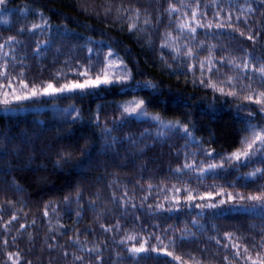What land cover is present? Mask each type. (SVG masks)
<instances>
[{
  "label": "trees",
  "instance_id": "16d2710c",
  "mask_svg": "<svg viewBox=\"0 0 264 264\" xmlns=\"http://www.w3.org/2000/svg\"><path fill=\"white\" fill-rule=\"evenodd\" d=\"M9 37L0 83L20 72L30 88L80 82L111 49L132 78L0 112V264H13L8 253L18 264H252L264 253V211L248 207L264 194V159H227L264 131L262 0H6L0 43ZM135 96L199 141L127 115L120 103ZM202 161L220 163L201 174ZM217 188L232 194L219 208Z\"/></svg>",
  "mask_w": 264,
  "mask_h": 264
},
{
  "label": "rangeland",
  "instance_id": "374dc122",
  "mask_svg": "<svg viewBox=\"0 0 264 264\" xmlns=\"http://www.w3.org/2000/svg\"><path fill=\"white\" fill-rule=\"evenodd\" d=\"M0 45H3V48H0V66H3L4 63H2V65H1V60L3 57L7 56L8 53L10 52V50L8 49L11 46L10 40L7 42H2V43H0ZM4 53H7V55H4ZM0 70L2 72L6 73L5 67H0ZM16 74H17V76L11 77L10 78L11 80H7L5 83H0V112H21V111H25V110H39V109H43L45 107H50V106H46L47 104L44 102L45 100L47 101V97H53V96H57L59 94L71 93V92H75V91H78V92L86 91V90H90V89L99 87L101 85H108V84L101 83L98 86L89 87V88H86L83 90L74 89L72 91H65L62 93H55L52 95L41 94V95L32 96V95H30V93L32 92V90H30V89L36 88L37 90H39L43 86H41V88H37V85H35V87L30 88V86L28 85L29 82L24 81L22 79L23 73L20 72V73H16ZM98 76L101 80H103L107 77L113 81L112 83L126 84L127 82H129L131 80L132 73H131V70L128 68V66L121 59V57L119 55H117L116 52H114L111 49L109 51V53H107L105 66H104L101 74L94 76V77L86 78L85 80L80 81V82L79 81H70L68 83L76 82V83L83 84V83H85V81L96 80V78ZM125 76H127L128 79L123 80V82H121L120 80L117 79L118 77L122 78ZM5 78L8 79L6 76H5ZM112 83H109V84H112ZM25 85H27V87H25ZM53 85L55 87H60V86H57L55 84H53ZM5 94H7V95H5ZM14 95L15 96H27L28 98L15 100V99H13ZM5 99L8 100L7 104H5L3 102ZM140 100H143V99L135 96V97L124 100L120 104H121L122 109L124 111V109L126 107H128V108L134 107L135 106L133 103L134 101L139 102ZM141 112L145 113V115H142ZM126 114L134 116L138 119L148 120L149 122H153L154 124H156V126L158 128H160L161 131L175 130L177 128H180L183 130L186 127L187 128L186 134L191 139L194 140L193 142L199 141V139H197L194 136L193 132L185 124H182V122H180L179 120H176V119L164 118L160 114H158L157 112L148 111L145 107V104H143L142 109H138L136 113H126ZM261 132H262V130H254L251 133L249 139H247L245 148L240 150V151H244L247 149V143L252 141V139L254 138V136H253L254 133H261ZM184 133H185V131H184ZM205 151H207V150H205ZM229 158L233 161H236V163H239V164H245L247 162H251V160H254V159H259L258 161H261L262 159H264V144H261L260 141H256V143L253 145V148L250 150V155L248 157H241L239 160H236L235 158H233L232 154H230V155L228 154L227 159L229 160ZM202 162H203V164L201 165V167L199 166L200 168L199 167L197 168L198 169L197 171L201 172V174H205V173L212 171L213 169H216L218 167V164L220 163V162H213V161L212 162L202 161ZM209 165H217V167L209 168ZM201 169H203V171ZM255 173H256V170H255ZM253 175H254V173L251 172L250 176H253ZM213 194L217 195V198H216L215 202L213 203V205L215 207H218V208L221 207V205H217V204H220V203L225 202V201H230L232 199V194H230L229 191L222 190L220 188H217ZM248 207L254 211H260V210L264 211V201L256 200L253 204L248 205ZM244 208H245V206H244ZM167 253H169V252H165L164 254H167Z\"/></svg>",
  "mask_w": 264,
  "mask_h": 264
},
{
  "label": "snow or ice",
  "instance_id": "6c2138e0",
  "mask_svg": "<svg viewBox=\"0 0 264 264\" xmlns=\"http://www.w3.org/2000/svg\"><path fill=\"white\" fill-rule=\"evenodd\" d=\"M6 2V0H0V5H4ZM197 3H199V0H197ZM262 3H264V0H262ZM169 7L175 11L176 8L174 5L170 4ZM249 10L250 11H254V9L251 8V5H249ZM217 15H219V13H217ZM196 17V13L193 12L192 13V18L195 19ZM240 17L238 16L237 19H239ZM229 20H231V16L228 17ZM148 21H145V23H147ZM43 24H47V21H43ZM181 28H187L190 32L192 33H195L196 31V28L195 27H190L189 24L187 23H183V24H180L179 25ZM200 27H211L212 25L211 24H199ZM225 25L224 24H217L216 27H224ZM42 27V24H33L32 25V28L35 29V28H40ZM135 25H130V30L132 28H134ZM228 27H232L231 24L228 25ZM236 31H239V29H236ZM240 35L243 36L244 33L241 31L240 32ZM15 37H9V40H14ZM247 39L249 40H252L253 37L252 36H248ZM0 48H3V45H0ZM192 52L191 50H189L188 53H186V55H191ZM4 55H7V53H4ZM229 63H232V61H229ZM6 63L5 65L3 66H0V67H5L6 68ZM203 66V65H201ZM249 63L247 61L244 62L243 64V67L244 68H249ZM254 70L258 73L261 74L262 77H264V64H261L259 67H255L253 66ZM211 70V69H209ZM83 74V73H82ZM0 75H6V73L4 72H0ZM118 80H120L121 82H123V80H126L128 79L127 76L125 77H118L117 78ZM231 79V78H229ZM113 81L109 78H105L103 80H101L99 78V76L96 78V80L94 81H85V83L81 84V83H76V82H73V83H66V84H62L60 87H55L52 83H47L46 85H44L41 89L37 90L36 88H33L32 92L30 93V95L32 96H36V95H41V94H44V95H52V94H55V93H62V92H65V91H72L74 89H86V88H89V87H95V86H98L99 84L101 83H104V84H109V83H112ZM203 82V81H202ZM209 86H212V87H215V85H209ZM25 87H27V85H25ZM220 91H223V89H220ZM7 95V94H5ZM229 95H235V93H229ZM28 97L27 96H13V99L15 100H20V99H27ZM245 99H248V100H252L253 97L251 95L249 96H246ZM5 104L8 103V100L5 99L3 101ZM255 102L257 104H260L261 105V108H260V111L264 112V92H260L257 94V98L255 100ZM134 103V107H131V108H128L126 107L124 109V111L126 113H136L138 109H142V106L144 104V101L143 100H140L139 102H133ZM142 115H145V113L141 112ZM185 131V133H187V128L185 127L183 129ZM254 138L252 139L251 142H248L247 143V149L244 150V151H240L238 150L237 152L233 153L232 156L233 158H235L236 160H239L241 157H248L250 155V150L253 148V145L256 143V141H260L261 144H264V131H262L261 133H254L253 134ZM67 157H65L66 159ZM184 167H188L190 168L191 165H185ZM214 167H217V165H209V168H214ZM180 169H177V171H179ZM203 171V169H201ZM257 171H260L259 169H257ZM68 197H65V200H67ZM249 199H252V200H261V201H264V194H261L260 196H253V197H249ZM45 215H47V211H45ZM13 219H15V217H13ZM21 227H24L23 225H21ZM228 235L229 237H231V234H226ZM131 239V238H130ZM264 239V238H262ZM6 243V242H5ZM146 243V242H145ZM145 243H141L140 246L137 248V247H133L131 249H129V251L131 252H142V251H146L147 249L145 248ZM227 247V245H225ZM235 247H239V246H235ZM252 247H256L255 244H253ZM262 247H264V245H262ZM249 249L247 247H244V253H248ZM168 255H172L171 252L167 253ZM235 255L237 256H240L241 253L239 251H237L235 253ZM13 256L14 254L13 253H8V258L9 259H12L13 260V264H18V258H19V254H15L16 256V259H13ZM176 260H180L181 258L179 256H176L174 257ZM77 259H81L80 257H77ZM246 259L248 260H251L252 261V264H264V253H257V257L256 259H253L251 255H247L246 256ZM28 264H31V262H28Z\"/></svg>",
  "mask_w": 264,
  "mask_h": 264
}]
</instances>
